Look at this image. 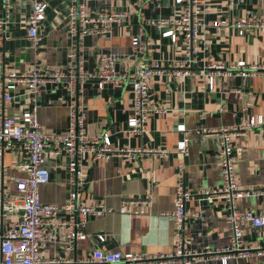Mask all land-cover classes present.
I'll return each mask as SVG.
<instances>
[{"label": "crops", "instance_id": "1", "mask_svg": "<svg viewBox=\"0 0 264 264\" xmlns=\"http://www.w3.org/2000/svg\"><path fill=\"white\" fill-rule=\"evenodd\" d=\"M37 0H6L9 22L2 40L5 70L29 71L35 60L43 67L62 70L74 51L76 63L90 71L98 65L102 53L123 54L116 70L131 74L137 62L160 60L165 73L149 78L148 117L140 136H127L126 120L132 114L130 82L106 83L97 86L94 79L76 81L71 94L66 81L40 89L36 96V115L43 133H64L71 106L83 112L87 135L108 133L114 149L142 147L153 153L132 157L119 154L90 163L84 155L87 183L79 196L86 203H102L111 211L90 216L86 224L87 238L78 240L72 258H86L95 249L132 252L142 256L168 254L174 248L173 221L165 213L174 209L179 180L192 192L212 188L220 183L217 157L221 126H232L248 116L264 118V31L239 35L234 28H216L210 22L220 18L255 15L264 18V0L209 1L210 9L200 12L205 22L195 43L190 73L174 78L171 71L183 58L182 46L160 36L151 20L156 17L178 16L182 6L174 0H86L88 14L121 11L122 20L115 21L108 33H91L71 37L64 15L71 0H48L45 19L38 24V40H31L27 17ZM0 0V16L5 12ZM203 2L200 3L202 8ZM133 37H140L145 46L140 53L132 49ZM239 60L257 66L249 77L237 71L214 76L209 87V66L229 68ZM72 104V105H71ZM71 105V106H70ZM33 104L22 88L13 91L11 101L3 104L5 116L20 117ZM183 123L188 130L187 148L180 152L177 142L183 134L176 126ZM234 143L235 173L241 186L258 188L264 184V128L248 130L236 136ZM26 154L18 146L5 150L2 158L3 180L11 191V175L22 174L17 164ZM50 179L39 186L40 200L62 204L67 195V170L62 157L47 162ZM179 166L182 169H178ZM149 199V200H148ZM240 210L264 211L260 195L236 200ZM124 206L122 213L120 208ZM223 206L215 200L192 196L185 204L183 241L187 248L198 251L208 246L221 248L228 243L229 229L223 219ZM18 216H0V233L11 226ZM104 236V241L97 239ZM243 245L264 242V227L247 224L243 228ZM45 258L62 255L61 246L48 244L42 251ZM193 264H221L210 255H193ZM227 264H264V256L250 254L231 258Z\"/></svg>", "mask_w": 264, "mask_h": 264}, {"label": "built area", "instance_id": "2", "mask_svg": "<svg viewBox=\"0 0 264 264\" xmlns=\"http://www.w3.org/2000/svg\"><path fill=\"white\" fill-rule=\"evenodd\" d=\"M211 0H174L182 6L178 16L156 17L151 24L160 32L162 38H167L173 44H180L184 56L178 59L171 75L174 78L190 73L195 55V43L205 22L200 12L210 9ZM203 2L202 8L200 3ZM233 0H228L232 4ZM86 0H71L66 14L63 16L65 26L71 37L91 33H108L115 21L122 20L125 13L121 11L99 12L88 14L85 10ZM48 0H37L27 17V31L31 40H38V24L47 13ZM5 12L0 16V216L4 213L16 214L17 220L0 233V264H193V255H210L221 264H227L231 258L245 257L250 254L264 256V242L243 245V228L247 224L253 227H264V211L240 210L236 200L245 196L260 195L264 199V184L258 188L241 186L235 173L234 143L236 136L245 134L248 130L264 128L263 116H248L240 123L232 126H221L217 129V157L221 180L217 186L192 192L184 187L179 180L176 188L174 209L166 216L173 221L174 248L168 254L158 256H142L132 252L106 251L95 249L88 257L72 258L69 252L74 250L78 240L87 238L86 224L90 216H99L110 212L102 203H86L79 193L87 183L84 155L90 163L104 160L111 155L119 154L134 157L140 153H153V149L142 147H120L114 149L108 133L101 136L87 135L83 127L84 114L74 108L68 115L64 133L48 134L41 131L36 115V96L40 89L48 85L66 81L71 94L75 93L76 81L94 79L99 88L106 83L123 84L130 82L132 98V114L126 120L127 136H140L145 129L148 117L149 78L156 73H165L160 60L137 62L131 74L116 70V64L123 54L111 52L99 56L95 69L85 71L76 63V54H69V61L62 70L43 67L35 60L32 68L26 72L5 70L2 40L5 28L9 22L8 2L4 3ZM216 28L231 27L239 35L251 31H264V18L239 16L238 18H220L210 22ZM145 44L140 37H133L132 49L135 53L142 52ZM257 66H247L244 60H239L229 68L224 65H210L209 87H212L214 76L231 74L237 71L241 77L254 74ZM22 88L33 106L24 111L20 117L5 116L3 104L11 101L13 91ZM176 130L183 134L176 148L184 152L187 148L188 130L185 124L179 123ZM18 146L26 154L17 167L22 174L11 175V191L6 190L3 180L2 158L5 150ZM50 158L62 157L67 170V195L62 204L46 203L40 200L38 188L50 179L47 162ZM182 169L181 166L178 168ZM198 196L206 200H215L222 204L223 219L229 229L228 243L221 248L208 246L198 251L187 248L183 241V224L185 204ZM149 200V199H148ZM120 211L124 213L122 206ZM99 241H104L103 235H98ZM50 243L61 246L62 255L45 258L43 249Z\"/></svg>", "mask_w": 264, "mask_h": 264}]
</instances>
